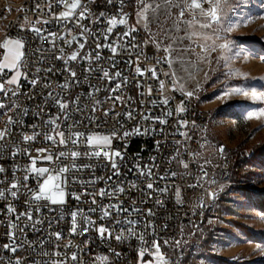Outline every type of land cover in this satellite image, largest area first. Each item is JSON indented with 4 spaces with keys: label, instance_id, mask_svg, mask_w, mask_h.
Returning <instances> with one entry per match:
<instances>
[{
    "label": "built area",
    "instance_id": "2783aa9c",
    "mask_svg": "<svg viewBox=\"0 0 264 264\" xmlns=\"http://www.w3.org/2000/svg\"><path fill=\"white\" fill-rule=\"evenodd\" d=\"M49 0H0V43L5 38L20 39L22 38L25 43V52L28 56L27 72L29 78H33L37 75L40 76V83L33 88L23 79L21 80L20 95L8 97L0 94V102L5 105H18L16 112H20L27 109V115L17 117L14 113L9 112L7 108L0 110V129L5 127L8 115H13L14 119L22 120V124L12 127V134L7 137V140L0 143H6L8 146L3 150L0 155V166H3L6 171L0 173V188H6L13 181V172L17 178L22 180L24 176L23 168L29 166L31 161L29 156L24 155L23 152L13 157L11 152L19 146L21 149H28L32 157H36L38 153L36 149L46 148L49 149L54 157L63 151L71 152L73 150L84 153L88 151V147L81 143L79 146H73L69 143L67 146L56 144L51 141H46L43 138V134L36 137L35 140L25 143L22 139L23 134H32L34 130L41 133L51 131V126L45 127L43 121H46L49 116L57 115L58 109L52 104L51 100H47V93L54 90L55 93H61L65 99L73 100L77 96L80 97V105L82 111L73 110L75 106L70 107V118L67 121H63L61 117L60 130L64 131L65 139H67L69 132H83L86 135L92 133H99L109 135L113 131L122 134L126 130L133 129L137 124L141 128L153 127L156 131L148 135L132 136L127 140L119 138L112 139V150L120 151L124 155V159H116V163L120 169V175L114 176L111 168V163L105 159H92L89 160L83 155L76 161L77 164H91L94 167L92 169H84L83 171H70L67 173L68 184L66 192L69 195L66 196V203L64 205H48L42 207L41 211L37 213L35 211V203L30 207L26 203L30 199L29 194L21 193L18 198L13 199L8 196L7 199H0V264H15L17 258L20 259L21 264H33V261H40L43 264L44 260L58 259L51 255L42 257L39 255L41 247L39 243L44 241L43 250L49 254L54 251L70 256L72 252H76L78 260L76 262L68 261V264H105V260L98 259L99 257H106L107 264H137L138 256L137 252L140 248V243L135 238H129L125 241L118 242L114 237L111 239H102L95 228L84 233L70 234L71 219L70 211L76 209H84L85 211L92 207H98L101 204L107 205L109 203H117L123 201L122 207L131 209L133 206V200H135V206L141 209L140 213H121L119 217H113L107 219H101V213L99 211L95 213H89L91 219L95 222V226L108 227L113 232H118L123 225H117L114 223L115 218L123 220L126 216L133 219H141L142 221L151 222L155 229L156 234L153 237L149 230L148 240L153 238L159 240L163 244V240H168L170 243L174 242L178 237L180 230L183 227L198 226L204 222V215L207 212V191H212L218 184L224 182L228 177V161L223 158L222 153L219 151L220 156L214 162L205 164V161L201 160V155L196 158L195 163H189V169L185 170L182 166H179L172 158L176 156V141L180 143V159L186 162L190 161L192 157L189 155V151H198L202 154L204 148L208 145L206 138L208 125L210 123V116L208 112L202 109L194 97L186 99L179 92L167 91L166 94L173 97L170 100L168 108L175 110L181 100H184L186 111L181 114V117L188 121V127L180 129V131H187L192 137L191 140L185 142L182 136L175 134L176 132V119L178 117L167 118L164 116L165 109L162 105L152 106L150 101L153 99H160L157 93L158 83L151 79L150 73L146 74V77H138L135 73V63L129 66L126 61L129 59V55L126 51L118 49V55L115 57L116 67H111V61L107 58L111 55L108 49H101V59L99 61L93 60L91 67L92 72H86L85 69L89 67L87 61H71L69 66L76 71L77 79L79 83L72 84L69 89L62 90L58 85L63 84L68 78V74L64 71L63 60L55 59L56 55H59V51H53L51 45L47 41H42L34 32L28 29L33 25L39 28H45L48 31L64 33L67 29L60 22L51 18V14L47 7ZM68 4H71L73 0H67ZM52 11L55 14H59L60 11L67 10L63 5H57L55 0H52ZM83 4H86L90 9L93 19L99 16L101 12L105 14V17L116 16L119 20V13L121 11L120 0H113L111 4L107 0H82ZM133 0H125L123 12L127 13V27H136V31L132 33L136 37L135 42L143 46L145 55L152 57L157 55L155 47L149 43L144 44V41L148 39L149 35L147 31L133 22ZM40 5V8L36 6ZM80 9H77L79 12ZM37 20H49L48 24H37ZM92 29L94 33L98 34V30H105L109 25L105 18H101L99 23H90L89 20L82 21ZM21 25L24 26L23 30ZM72 27L71 24L68 25ZM126 30L124 25L117 24L113 28V33L109 36V41L112 42L116 38L117 33H123ZM79 28H74L72 35H78ZM47 35V32L44 33ZM72 35L67 36V39H71ZM83 42V40H81ZM100 43H104L103 37H100ZM57 44L64 48V56L67 57L77 47L74 43L71 48L67 47L62 40H58ZM43 48L46 50V59L37 63L38 55H33L36 49ZM92 51L94 55L95 51V38L88 37V42L85 44V48L82 50L81 55H84ZM2 48H0V58H2ZM162 55V53H160ZM131 59L135 61L136 56L133 54ZM141 67L151 66L153 61L147 62L141 60ZM97 66L108 70L110 75L115 71H120L122 76L128 78V82L121 88L125 103L117 104L114 108V112L124 113L127 110L134 109V119L127 120L123 115L116 117L110 113L108 117L103 116V110L113 107L112 101L108 100L109 88L113 87L116 83L113 80L111 83L107 79H103L102 72L96 71ZM36 67H40L42 70L48 67H52L51 73L41 71L36 73ZM164 70H167V65L162 66ZM159 72L160 69L158 68ZM87 77V79H85ZM161 79L165 80L166 88H170L171 84L169 80L163 76ZM141 81L143 87L137 88V81ZM44 84H51L50 88H44ZM148 85L152 86L151 96L147 95ZM95 88H99V92H94L93 97H90L89 92H93ZM141 92L145 94L142 96ZM131 101H128V98ZM94 100H100L102 102L100 110L93 113L91 111ZM43 107V112H41ZM151 112L153 115L166 118L167 124L161 125L159 123L152 124L151 121L141 119L142 113ZM39 113V115H37ZM89 116L95 117V120L90 122ZM194 122V126H193ZM72 124L73 127L69 128L68 125ZM121 125H123L121 127ZM33 126H36L34 129ZM163 129V131H160ZM59 138L57 137V140ZM157 141L159 146L157 147ZM105 149L103 146L96 148V151L103 152ZM188 150V151H186ZM47 154V153H45ZM60 166L64 164H71L72 159L69 156L68 159L61 158V161L57 162ZM19 165V169H17ZM155 165V167H153ZM200 165H204V171L207 172V176H203L200 172ZM55 164H50L47 161H37L35 167H49L54 168ZM137 166L140 168L151 167L154 177L149 179L146 176H140L137 172ZM176 171L182 174V177L178 175L175 178H169L165 180H159L158 177L164 175L166 172ZM112 176L109 181L107 178ZM79 180H89L92 177H99L95 184H90L87 188L83 187L79 182H73V178ZM202 177V179H201ZM199 181V184H198ZM210 181H215L211 183ZM135 183L138 187L136 189L131 188V184ZM149 182L154 184L155 189L163 188L167 186L169 191L165 194H161L159 191H152L146 189L145 185ZM28 187L37 190V181L31 176L28 180ZM197 185L196 187L189 188L188 185ZM123 186L125 192L117 194V198L110 199L97 196V204H91V197L85 196L81 201H77L72 198L70 193L77 192L82 193L85 191L96 192L101 188H112L113 186ZM179 186L181 189V199L183 203H178L175 197V186ZM202 185V187L200 186ZM207 190V191H206ZM151 192V198L148 193ZM203 202L204 206H201ZM11 203L15 209V213L7 212V205ZM41 204H46V201H41ZM152 209L154 215L148 216L147 210ZM31 211L33 220L39 219L41 222L35 227L29 226L30 222L26 218H22L17 223L24 226V231L21 233L18 229H11L9 227L10 222H15V215ZM81 227H83L81 221ZM10 231L16 232V243L23 244L24 246L19 248L16 253L6 251L3 247L5 244H12L8 233ZM137 231H145L144 225L137 229ZM61 233L62 239L57 241L54 233ZM71 242L70 247L65 245ZM32 245L33 247H29ZM121 253L119 257L112 254V251ZM145 256L144 259H148ZM172 264H181L184 258V252L178 251L176 254L170 256Z\"/></svg>",
    "mask_w": 264,
    "mask_h": 264
},
{
    "label": "snow or ice",
    "instance_id": "6c2138e0",
    "mask_svg": "<svg viewBox=\"0 0 264 264\" xmlns=\"http://www.w3.org/2000/svg\"><path fill=\"white\" fill-rule=\"evenodd\" d=\"M107 2L111 4L113 0H107ZM250 2L251 0H151V2H148V0H136L137 24H143L145 30L149 32V37L144 41V44L147 45L151 43L157 52V55L152 57L145 55L143 46L135 42L136 37L132 35V33L137 30L136 27H127V13L123 12L125 0H120L121 11L118 14L119 20H117L116 16L105 17L103 12L93 19L90 9L86 4L82 3V0H73L71 4H68L67 0H55V3L58 6L63 5L67 9L60 11L57 15L52 11V0H49L47 7L51 14V18L62 23L67 31L64 33L52 32L45 28L35 27L34 25L28 30L34 32L42 41H47L51 45L53 51H59L60 54L56 55L55 59L63 60L64 71L68 74V78H66L65 82L58 85V87L62 90H67L72 84L79 83L76 71L69 66L71 61H87L89 63V67L86 68L85 71L90 73L93 71V68L91 67L93 60L99 61L101 59V49H108L111 52V55L107 59L111 61L112 68L116 67L115 57L119 54L118 49L121 51H126L129 55V59L126 61V63L129 66L135 63L136 75L138 77H146V74L150 73L151 79L158 83L157 93L160 99H153L150 101V104L152 106L162 105L165 109L164 116L167 118L178 117L176 119L177 128L175 134L182 136L185 142H187L191 140L192 137L187 131H180V129H185L188 127V121L181 117V114L186 111L185 102L184 100H181L175 110L168 108L170 100L173 99V97L167 95L166 92H179L182 96L188 99L193 97L199 90L201 86L199 81H196L195 87L191 90L186 88V81L195 80V76L184 67L186 62L185 57L190 56L195 52V48H193L192 45L197 43V39H195L197 37L199 40L204 41V43L201 45L203 51L208 52L209 50L216 51L217 48L220 49V56L217 60V63H219V60H224L225 66L229 64L231 58L226 56L225 53L230 50V47L233 46L235 42L224 39L223 43L216 44V41L223 39L222 34H231L236 28L247 26L248 24L254 22L256 18L264 19V7H262V11L259 14H254L248 7ZM261 5L264 6V0H261ZM36 7L40 8V5H37ZM77 9H80L79 12H77ZM246 11L247 14H245ZM149 13H151V15H149ZM101 18H105L109 26L105 30H98V34L94 33L90 27L82 23L84 20H89L90 23H99ZM49 22V20L36 21L37 24H48ZM69 24H71L72 27H69ZM117 24L124 25L126 30L123 33H117L115 40L108 42L109 36H111L113 33V28L116 27ZM150 24H155V32H152L149 28ZM23 28L24 26L21 25L22 30ZM74 28H79L78 35H72ZM198 29H207L211 34L200 32ZM45 32H47V35H44ZM181 32L183 35H178ZM69 35H72L71 39H67V36ZM89 36L95 38L94 55L92 51L81 55L82 50L85 48V44L88 42ZM100 37H103V40L105 41L103 44L99 42ZM58 40H62L69 48H71L74 43L77 45V47L71 52L70 55L65 57V50L63 47H60L57 44ZM81 40H83V42H81ZM208 40L213 41L212 45L207 44ZM0 48L4 50L3 56L0 58V94H3L5 97H8L9 95L13 97L20 95L22 79L35 88L37 84L40 83L41 78L39 75L31 79L29 78V73L26 70L29 58L25 52V43L23 39L5 38V40L0 43ZM160 53H162V55ZM36 54H39L37 63L46 59L45 49H36L33 55ZM133 54L136 56L135 61L131 59ZM253 55L256 58L264 61V49H262L260 52H254ZM243 58L248 59V56L245 55ZM141 60L145 62L151 60L153 63L151 66H145L142 68L140 63ZM163 65H167L166 71L162 67ZM176 65H179V68H176ZM158 68L160 69L159 72L157 71ZM95 70L102 72L101 78L107 79L109 83H111L113 80L116 81L115 85L109 88V95L107 97L108 100L112 101L113 107L104 109L103 116L108 117L109 114L112 113L116 117L123 115L127 120L134 119V109L127 110L124 113L114 112V108L117 104L125 103L121 88L127 84L128 78L126 76H122L120 71H115L110 75L109 71L102 67L97 66ZM35 71L36 73H40L41 71L51 73L53 68L48 67L42 70L40 67H36ZM179 71L187 72V77L178 75ZM226 75L229 77L242 76L245 80L252 79L264 81V76L249 77L247 73H242L238 70H229ZM161 76L169 80L171 84L170 88H166L165 80L161 79ZM207 76L208 74L205 73V78H207ZM85 79H87V77H85ZM43 87L50 88L51 84H44ZM142 87V82L138 80L137 88ZM99 91V88H95L93 92H89L88 95L93 97L94 92ZM152 91V86L148 85L147 95L151 96ZM144 94V92H141L142 96ZM234 96H242L247 100L264 101V92L257 91L254 87L249 88L244 86L226 87L217 97V99L227 103L229 99ZM48 100H51L52 104H54L58 109L57 115L49 116L46 121H43L46 128L51 126V131H45L41 133L40 131L34 130L30 135L23 134V141L25 143L31 142L35 140L37 136L43 134L44 140L51 141L54 145L59 144L67 146L69 143H71L73 146H79L81 143H83L88 147L89 150L84 153L76 150H73L70 153L61 151L55 156V160L50 150L46 148L36 149V152L38 153L36 157H32L28 149H21L19 146H17L11 152L13 157L23 152L24 155L29 156L31 164L23 168L25 174L22 177V180L17 178L15 172H13V181L6 188H0V199H7L8 196L16 199L20 194H22L21 190L23 189L24 193L29 194L30 196V199L26 201V203L29 204L30 207L33 203H35V211L37 213L41 211L42 207H47L48 205H64L66 203V196L69 195V193L66 192L68 184V177L66 175L67 173L70 171H83L84 169H92L94 167L91 164H77L76 161L82 155L89 160L105 159L109 161L111 163L113 175L119 176L120 169L116 163V159L119 158L120 160H123L125 154H122L120 151L112 150V139L119 138L122 140H127L132 136L148 135L156 131V129L151 126L142 129L141 126L137 124L133 129L126 130L122 134H119L115 131L109 135H102L99 133L86 135L83 132H69L67 139H65V133L64 131L60 130V124H58L57 121H60L61 117H63V121H67L70 118L71 106H75L73 109L75 111L79 112L83 110L82 106L80 105V97L77 96L73 100L65 99L61 93L54 94L53 90L47 93V100H45V103H47ZM128 101H131L130 97L128 98ZM101 105L102 102L100 100H94L91 111L93 113L97 112L100 110ZM18 107V105H5L4 103L0 102V110L7 108L9 112L14 113L17 117L27 115V109L17 113L16 109ZM41 112H43V107H41ZM37 115H39V113ZM261 116H264V109L249 112L247 118H260ZM141 119L151 121L152 124L159 123L161 125H165L168 122L166 118L153 115L151 112L142 113ZM88 120L92 122L95 120V117L89 116ZM19 124H22V120L18 118L14 119L13 115H8L5 127L0 129V142L6 141L7 137L12 134V127ZM122 126L123 125H121V127ZM33 127L34 129L36 128V126ZM68 127L71 128L73 125L69 124ZM160 131H163V129H160ZM57 137L59 138L58 140ZM156 143L158 147L159 141ZM180 143L181 142L179 140L176 141V156L172 159L175 160L179 166H182L185 170H188L189 163H195L196 158H198L201 154L198 151H189V155L192 157L190 161L186 162L185 160L180 159ZM7 146L8 145L6 143H0V155H2L3 150ZM98 146H103L105 150L102 153L96 151ZM219 151L223 153L222 146L219 148ZM69 156L72 159L71 164H64L63 166H60V164L57 163L61 161V158L68 159ZM38 160L47 161L50 164H55L56 166L54 168H37L35 165ZM208 163H210V161L205 160V164ZM16 167L19 169V165ZM153 167H155V165H153ZM199 168L203 176L208 175L207 172L204 171V165H200ZM5 171L6 169L3 166H0V173H4ZM137 172L138 175L146 176L149 179H153L154 177L151 167L140 168L137 166ZM178 175L182 177V174L176 171H171L159 176L158 179L165 180L169 178H175ZM30 176L37 181V190H33L28 187L27 182ZM98 179L102 178L92 177L85 181L74 177L73 182H79L83 187L87 188L88 185L95 184ZM107 179L110 181L112 176H109ZM210 182L215 183V181ZM0 183H3V181L0 180ZM196 186L197 185H188L189 188ZM200 186L202 187V185ZM137 187L138 186L134 182L131 184L132 189H136ZM145 187L148 190L159 191L161 194H165L169 191L167 186L155 189L152 182L147 183ZM124 192L125 188L123 186L117 185L113 186L112 188H101L96 192H72L70 195L77 201H81L83 197L89 196L91 197V204L96 205L97 196L101 197V199L105 197L115 199L117 198V194H122ZM148 195L149 198H151V192H149ZM217 195L218 193L215 191H207V196L209 199L215 200ZM175 197L178 203H183L181 199V189L178 185L175 186ZM41 201H46L47 203L41 204ZM122 204L123 201H118L117 203H109L107 205L101 204L98 207H92L86 211L84 209L70 211V234L83 235L84 233L95 228L98 235L102 239H111L114 237L118 242H121L129 238H135L141 245L137 252V264H172L171 258L167 256L166 252L162 251L161 242L155 238H153L151 241L148 240L147 237L149 230L151 231L153 237H155L156 234L154 225L149 221L133 219L128 216H126L123 220L115 218V224L123 225V227H121L118 232H113L105 226H95V222L91 219L89 213H95L99 211L101 213V219H107L113 217V213H115V217H119L121 213H128L129 211L132 213L141 212V209L135 206V200H133V206L131 209L122 207ZM201 206H204L203 202H201ZM6 207L8 213H15V209L11 203H9ZM147 215H154L152 209L147 210ZM22 218H26L30 222L29 226L31 227H35L41 222L39 219L33 220L31 211H26L16 214L15 222H10L9 227L11 229H18L21 233H23L24 226L17 223ZM81 221L83 227H81ZM141 224H143L145 228V231L143 232L137 231ZM8 235L9 238L14 242L12 244H5L3 247L6 251L16 253L18 249L24 245L15 242V231H10ZM52 235L55 236L57 241L62 239V234L59 232ZM169 243L170 242L168 240H163V246L166 247L169 245ZM43 244L44 241L41 240L39 243V246L41 247V252L39 253L40 256L45 257L51 255L52 257L58 258L44 260L43 264H68V261L76 262L78 260L76 252H72L70 256H67L66 254L59 251H54L53 253L49 254L47 251L43 250ZM175 244L179 246L180 241H176ZM70 246L71 242L65 245V247ZM29 247L33 246L29 245ZM257 248L260 249L262 254H264V248H261L260 245H257ZM110 251H112V254L116 257L121 255V253L115 252V250ZM145 256H148L149 258L144 259ZM98 259L105 260V264H107L106 257H99ZM15 264H21L19 258L15 260ZM33 264H41V262L33 261Z\"/></svg>",
    "mask_w": 264,
    "mask_h": 264
},
{
    "label": "rangeland",
    "instance_id": "374dc122",
    "mask_svg": "<svg viewBox=\"0 0 264 264\" xmlns=\"http://www.w3.org/2000/svg\"><path fill=\"white\" fill-rule=\"evenodd\" d=\"M248 7L252 13L259 14L264 6L261 0H251ZM136 13L137 4L133 0V22L138 25ZM138 26L145 29L143 24ZM149 28L156 31L155 24H150ZM198 31L211 34L207 29ZM222 36L216 44L223 43L224 39L235 42L225 53L231 58L227 66L224 60L217 63L219 48L205 52L201 48L204 41L197 37V43L192 45L195 52L185 57L184 67L195 76V80L186 81V88L191 90L196 81L200 82L193 97L210 116L206 134L208 145L201 160L216 161L222 146V156L228 161V177L213 188L212 191L218 193L217 198L207 199L204 222L183 227L174 242L166 247L162 244V251L168 257L183 251L181 264H264V254L257 248V245L264 248V210L256 203L264 195V149H256L264 144V116L247 118L249 112L264 109V101L247 100L242 96H234L227 103L217 99L226 87H254L264 92V81L226 75L229 70H238L249 77L264 76V61L253 55L264 49V19L256 18L247 26ZM212 43V40L207 41L208 45ZM245 55L248 59L243 58ZM175 67L179 68V65ZM178 75L187 77V72L179 71ZM233 159H238L241 164L237 183L231 181ZM176 241H180L179 246Z\"/></svg>",
    "mask_w": 264,
    "mask_h": 264
},
{
    "label": "trees",
    "instance_id": "16d2710c",
    "mask_svg": "<svg viewBox=\"0 0 264 264\" xmlns=\"http://www.w3.org/2000/svg\"><path fill=\"white\" fill-rule=\"evenodd\" d=\"M132 9H133V4H132ZM257 150H262L264 149V144L259 145L257 148ZM231 165V169H232V176H231V181L233 182H238V178L240 175V167L239 165L240 162L238 161V159H233V161H231L230 163ZM257 207L260 208L261 210H264V195H262L258 200H257Z\"/></svg>",
    "mask_w": 264,
    "mask_h": 264
}]
</instances>
